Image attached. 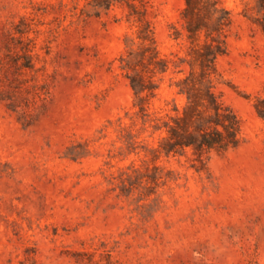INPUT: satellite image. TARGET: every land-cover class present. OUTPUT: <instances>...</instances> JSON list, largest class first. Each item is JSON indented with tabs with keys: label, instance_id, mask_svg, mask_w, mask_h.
Here are the masks:
<instances>
[{
	"label": "rangeland",
	"instance_id": "rangeland-1",
	"mask_svg": "<svg viewBox=\"0 0 264 264\" xmlns=\"http://www.w3.org/2000/svg\"><path fill=\"white\" fill-rule=\"evenodd\" d=\"M220 1L233 23L216 82L242 139L198 170L192 149H153L129 76L152 73L121 58L140 48L129 6L0 0V264H264V2ZM135 2L160 54L186 57L185 0ZM180 75L153 76L150 112L183 106Z\"/></svg>",
	"mask_w": 264,
	"mask_h": 264
},
{
	"label": "trees",
	"instance_id": "trees-1",
	"mask_svg": "<svg viewBox=\"0 0 264 264\" xmlns=\"http://www.w3.org/2000/svg\"><path fill=\"white\" fill-rule=\"evenodd\" d=\"M115 3L129 6L131 14L139 21L140 48L135 49L131 45L128 55L121 58L124 66L133 68L131 59L137 54L134 56L136 60L141 61L152 73L148 81L139 73L129 76L139 98V113L145 123L149 122L152 133L160 132L158 144L153 148L156 154L176 155L192 149V165L201 170L206 167L213 151L222 152L238 146L242 139L241 118L224 100L216 82L219 74L217 59L227 51L228 30L233 23L230 9L220 0H185L179 20L181 28L173 25V35L176 38L186 37L188 53L178 60L160 54L143 5L137 4L135 0H96L97 6L105 8ZM259 22L264 29V18ZM131 39L134 44V39ZM182 62H187L189 68L182 66ZM172 67L182 75L171 85L175 87L176 93L186 97V101L182 107L175 104L173 111L164 114L150 112L144 92L147 96H154L159 85L153 76L166 73ZM263 100L255 102L261 114H264Z\"/></svg>",
	"mask_w": 264,
	"mask_h": 264
}]
</instances>
